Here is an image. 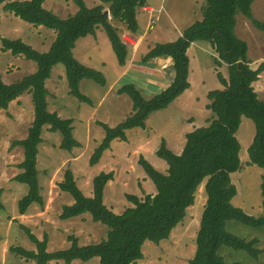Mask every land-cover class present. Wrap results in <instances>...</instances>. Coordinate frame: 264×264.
Wrapping results in <instances>:
<instances>
[{
  "label": "trees",
  "instance_id": "trees-1",
  "mask_svg": "<svg viewBox=\"0 0 264 264\" xmlns=\"http://www.w3.org/2000/svg\"><path fill=\"white\" fill-rule=\"evenodd\" d=\"M68 1L77 10L73 15L61 19L43 7L45 0H0V7L4 4L2 10L34 27H44L55 33L46 52H39L20 39H1L2 52L22 56L36 65L34 73L18 82L5 84L0 77V110H7L11 102L26 92L31 94L33 105V120L26 138L11 144L12 148L21 147L23 150V160L17 165L20 173L13 178V181L27 187L26 193L17 202L19 216L26 215L32 206L42 209L44 205L37 170L42 129L46 127L49 132L60 134L61 150L70 152L80 147L73 137V120L62 119L55 112L48 111L45 82L50 78L52 69L58 64L63 65L68 94L90 105V99L80 92V82L91 80L104 87L106 81L101 72L74 57L76 42L87 36H95L100 29L105 33L118 65L124 66L128 49L110 19L122 23L128 33L135 35L138 31L136 13L147 3V0H99L102 4L88 8L84 0ZM253 2L204 0L199 20L184 29L175 41L156 44L141 59L142 63H147L150 59L170 58L173 71L170 84L150 99H145L132 83L119 86L116 93L130 99L132 112L115 127L96 122L103 129L104 136L89 158L90 166L100 161L114 140L126 142V131L135 128L144 130L145 121L151 114L166 109L189 89L187 49L194 42L210 44L216 54L215 63L227 67L228 78L225 80L220 73L216 74L223 89L207 94L206 108L212 115L211 120L207 126L186 134L180 154H174L161 140L156 156L166 163L165 173L159 172L139 156L138 164L154 185L155 194L146 195L143 199L127 194L125 198L132 206L121 214H115L103 202V192L106 184L113 180V172L96 175L92 180V196L87 197L78 188L73 173L67 169L58 188L71 197L72 203L62 207L59 218L69 220L88 214L93 222L107 227L105 239L95 244L79 245L78 239L71 235L67 249L48 252L47 235L39 240L27 227L20 225L35 250L10 247L11 253L34 264L52 261L87 263L93 259H97L98 264H137L143 258L144 242L158 244L166 240L183 221L186 210L194 203L196 190L203 184L206 201L195 239V253L188 264H225L218 254L222 246L257 257L259 252L254 248L257 239L244 240L225 230L226 222L231 220L253 228L264 227V216H248L231 203L237 191L230 175L237 172L241 165L236 132L241 118L246 117L251 120L255 130L247 153L249 164L262 169L260 194L264 210V101L258 99L252 88V83L264 71V61L255 69L251 68L247 44L235 34V16L238 14L264 33V23L253 17ZM103 4L107 5V9Z\"/></svg>",
  "mask_w": 264,
  "mask_h": 264
},
{
  "label": "rangeland",
  "instance_id": "rangeland-1",
  "mask_svg": "<svg viewBox=\"0 0 264 264\" xmlns=\"http://www.w3.org/2000/svg\"><path fill=\"white\" fill-rule=\"evenodd\" d=\"M175 1L168 0L167 5L177 14L174 8ZM84 3L86 7L92 8L99 5L100 1L84 0ZM2 6L0 7V77L5 84H12L34 73L36 65L34 62L25 60L22 56H12L9 52H2L1 39H20L37 51L46 52L55 38V33L44 27H34L20 20L13 14L2 10ZM182 6L186 12L188 3L182 0ZM201 6L199 2H196L192 7L198 16H200ZM43 7L52 13L55 12L56 14H54L61 19L73 15L77 10L76 6L68 0H45ZM251 9L254 18L264 23V0H254ZM238 15L242 16L244 22L247 20L242 14ZM162 22H165L164 16ZM111 23L117 29V33L127 49L131 50L130 56L131 52H136L134 60H138V54L141 59L145 49L140 50L142 44L140 39L132 37L122 23L116 20H111ZM159 23L160 21L151 24L153 31ZM251 28L254 33L250 32L247 37H245L246 33L240 29L238 31L240 37H243L247 44L248 58L255 61L264 53V33L253 26ZM98 34L101 36H98L97 39L96 35L79 39L73 49V55L80 63L101 72L104 78L106 77L112 82L114 71L117 74V70H120L121 66L116 61L105 33L99 29L97 30ZM235 34L237 35L236 30ZM169 37L172 39L173 36L169 35ZM93 38L97 43L93 41ZM197 45L201 46L204 52L201 51L197 59L191 56L189 82L191 85L199 87L194 93L191 92V99L183 100L181 104H178L181 99H177L166 109L151 114L147 119L145 130L136 129L127 132L126 142L114 140L110 149L103 153L100 161L94 166H90L88 161L104 136L103 129L94 121L115 127L130 115L132 103L127 96L119 97L115 94L102 101L101 109L94 113L95 116H91L89 115L90 107H95L99 103L105 89L91 80L81 81L80 92L90 99L91 105L80 102L65 93L68 88L64 67L61 64L56 65L51 71V73L53 72L49 78L51 81L46 82L47 88L53 95L64 92L56 96L59 102L66 106L63 113H60V117L73 119V137L80 147L74 148L70 152L61 150L59 149L60 134L49 132L46 127L42 129V142L38 147L37 170L40 194L44 205L42 209L32 206L23 217L17 213V202L26 193L27 187L13 181V178L20 173L17 165L23 160V150L21 147L12 148L11 144L17 140H23L27 136L33 120L31 94L28 92L22 94L17 98V103H11L7 110H0V202L3 206L0 209V264H34L9 251L10 247L18 246L27 250H35V246L29 242L20 225L27 227L39 240L47 235L48 252L67 249L70 246L68 237L71 235L78 239L79 245L95 244L105 239L107 227L93 222L88 214L69 220L59 218L62 207L72 203L71 197L58 188V183L63 180L64 172L67 169L73 173L78 188L87 197L92 196V180L96 175L101 172H113V180L105 186L103 202L115 214H121L126 208L132 206L125 198L127 194L137 196L139 199L155 194L154 185L138 164L139 156H142L159 172L165 173L166 163L156 156L161 140L166 142L167 148L174 154H180L186 134L196 128L207 126L211 120L212 115L206 108L208 92L222 90L216 74L212 71L213 61L216 58L211 56V54L216 55L214 50L209 43L204 41H199ZM148 64L141 65L148 67L143 71L149 69ZM198 65L199 68H197ZM225 69V73L228 74L227 68ZM131 73L140 85L145 86L142 93L147 99H150L153 94L150 89H146V86L150 84L148 80L150 78L157 79L159 74L155 72L154 77L146 76L138 79V75H141L139 71L134 70ZM148 73L153 74L152 71ZM60 75L62 77L58 80ZM122 80L117 83L118 87L130 83L126 82L127 78ZM195 97H197V102ZM118 98L124 99L118 101ZM260 99L264 101V98ZM56 106L58 104L49 99L48 111ZM88 119L91 120L90 126ZM254 133V125L251 120L242 117L236 132V139L240 144L241 165L237 172L230 175V178L237 191V195L231 201L232 205L240 208L248 216L257 218L264 216L260 194L262 169L249 164L247 153ZM205 201L206 194L202 184L196 190L194 203L186 210L183 221L171 231L166 240L158 244L145 241L142 245L143 258L137 261V264H188L195 253V239ZM225 230L244 240L257 239L254 248L259 252L257 257H252L245 251L222 246L218 254L225 264H264V227L253 228L231 220L226 222ZM48 264H63V262L52 261ZM71 264H98V260L93 259L87 263L73 261Z\"/></svg>",
  "mask_w": 264,
  "mask_h": 264
},
{
  "label": "crops",
  "instance_id": "crops-1",
  "mask_svg": "<svg viewBox=\"0 0 264 264\" xmlns=\"http://www.w3.org/2000/svg\"><path fill=\"white\" fill-rule=\"evenodd\" d=\"M184 1H186V3H188V6H187L188 10L186 12L184 10V7L182 6V0H176L175 1L176 4H175L174 8L176 9L177 14H175L167 5L168 0H147L146 5L137 11L136 21L138 24V31L135 35L130 34V33L129 34L132 37L137 38V40L140 39V41L142 43L140 46V50L145 49L144 55L147 54L156 44L169 43V42L175 41L178 37L181 36L184 29H186L188 26H190L193 22L200 19V16H198L197 13H194L192 7H193V5H195L196 2H199L200 6L203 5L204 0H184ZM100 4H102V3H100ZM103 6L105 9H107V5L103 4ZM163 16L165 17V22H162ZM235 20H236L235 30L237 33V37L240 40L245 41V39L243 37H240L238 30L240 29L242 32L246 33L245 37H247L250 32H253L252 28H251L252 27L251 23L248 20H246L244 22V20L242 19V16H239V15L235 16ZM110 21H111V19H110ZM159 21H160L159 25L153 31L151 24L154 22H159ZM152 31H153V33H152ZM95 35H96V39L98 36H101L100 34L97 35V31H96ZM169 35L173 36L172 39L169 37ZM96 39L93 38V41L95 43H97L95 41ZM90 41L93 42L92 40H90ZM197 43L198 42L192 43L190 45V47L187 49V56L189 58V70H190V64H191V56L194 59H197L198 54L201 51H203L201 46H198ZM130 51L128 50L127 59H126L127 61H126L125 65L121 66L120 70H117V74L114 71V75H113L114 79L112 80V82H110L105 77L106 78L105 79L106 84L103 87V89H105V90L101 94V100L99 101V103H97V105L95 107H93V106L90 107L91 112L89 115L95 116L96 114H94V113L98 112L99 109H101L102 101L106 100L109 96H113L115 94L119 97L124 96V95H118L116 93L117 88H118L117 83H120L121 81H123L122 80L123 78H127L126 82H130L132 84H133V82H136L137 84L134 83V85H136L137 89H139L140 92L142 93V91L145 89V86L140 85V83H138L136 77L131 73L134 70H137V71H139V73H141V75H138L139 76L138 79L145 78L146 76L154 77L155 72L159 74V76L156 77L157 79L150 78L148 80V82L150 84H149V86H146V89H150L152 91V93H151V94H153L152 96H154V95L158 94L160 91L164 90L172 81L173 71H172V61L170 58L164 59L163 57H160V58L150 59L147 62V63H149L148 65L150 66L149 69L147 71H143V70H145V68H148V67L141 66L143 63L141 62L142 58L141 59L139 58V54H138V60H134L133 57H134V54L136 52L135 53L131 52L132 54L130 56ZM247 54H248V50H247ZM211 56L213 58L216 57V55H212V54H211ZM258 58L259 59L255 60V61H252L251 59H249L251 68L255 69L260 62L264 61V53H263V55H261ZM213 62H214V66H213L212 71L215 74L220 73V75L223 77V79L227 80L228 74L225 73V70H226L225 68H227V67L225 65L218 66L215 63V61H213ZM151 68H153V69H151ZM197 68H199V65L197 66ZM149 71H152L153 74L150 75L148 73ZM52 73H51V76H52ZM51 76H50V78H51ZM61 77L62 76L60 75V76H58L57 79L59 80ZM129 79H131V80H129ZM50 81H51V79H48L46 82L48 83ZM46 82H45V86H46V89L48 90ZM188 82H189V74H188ZM189 84H190V82H189ZM220 86L223 89V86L221 84H220ZM196 88H199V87L193 86L190 84L189 89L186 90L182 95H180L177 98V99H181V101H179L178 104H181V102L183 100L185 101L186 99H191L192 95H190V94H191V92L194 93ZM252 88H253L254 92L256 93L258 99L264 98V71L258 76V79L254 83H252ZM63 93L64 92H60L58 94L53 95L48 90V95L46 98L48 110H49V99L53 100L55 103L58 104V106H56L54 109H50L49 112H55L59 117L61 116L63 111L66 109V106L62 105L56 96L59 94H63ZM65 93L68 94V90ZM142 95H143V93H142ZM205 95H206V93H205ZM143 97L145 99H147L145 95H143ZM119 99H124V98H118V101H119ZM192 100H194V99H192ZM16 101H17V99L13 102L17 103ZM122 101H124V100H122ZM195 101L197 102V97H195ZM13 102H11V103H13ZM11 103L9 104V107H10ZM67 119H69V118H67ZM90 121L91 120H89V124H88L89 126H90ZM147 121L148 120L145 121V129H146V122ZM94 122L96 124V122H100V121H94ZM73 124H74V121H73ZM136 129H138V128L132 129V131L136 130ZM73 131H74V128H73ZM129 131H131V130H129ZM129 131H126V137H127V132H129ZM21 217H23V216H21Z\"/></svg>",
  "mask_w": 264,
  "mask_h": 264
}]
</instances>
